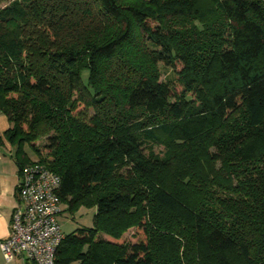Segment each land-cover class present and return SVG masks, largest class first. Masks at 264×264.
<instances>
[{
  "label": "trees",
  "instance_id": "1",
  "mask_svg": "<svg viewBox=\"0 0 264 264\" xmlns=\"http://www.w3.org/2000/svg\"><path fill=\"white\" fill-rule=\"evenodd\" d=\"M2 4L0 145L97 209L56 264H264V0Z\"/></svg>",
  "mask_w": 264,
  "mask_h": 264
},
{
  "label": "built area",
  "instance_id": "2",
  "mask_svg": "<svg viewBox=\"0 0 264 264\" xmlns=\"http://www.w3.org/2000/svg\"><path fill=\"white\" fill-rule=\"evenodd\" d=\"M61 186V177L44 163L33 161L21 168L12 233L0 240L7 262L22 257L30 264H56L65 238L58 222L63 212L58 195Z\"/></svg>",
  "mask_w": 264,
  "mask_h": 264
},
{
  "label": "crops",
  "instance_id": "3",
  "mask_svg": "<svg viewBox=\"0 0 264 264\" xmlns=\"http://www.w3.org/2000/svg\"><path fill=\"white\" fill-rule=\"evenodd\" d=\"M10 127L7 116L0 109V137ZM16 147L5 141L0 145V240L10 237L12 233V215L18 203L17 186L21 168L15 158ZM4 255L0 248V264ZM5 260V259H4ZM5 264H30L22 257Z\"/></svg>",
  "mask_w": 264,
  "mask_h": 264
},
{
  "label": "rangeland",
  "instance_id": "4",
  "mask_svg": "<svg viewBox=\"0 0 264 264\" xmlns=\"http://www.w3.org/2000/svg\"><path fill=\"white\" fill-rule=\"evenodd\" d=\"M5 4L0 5V8ZM160 69L162 73V81L174 82L176 79V72L173 68L165 66L163 63L160 64ZM92 114V110L90 111ZM43 145L46 143V139H42ZM25 150L32 161L37 160V156L29 145L25 146ZM160 148H158V151ZM97 213L95 207H88L85 205L77 206L76 209L70 210L69 204L63 203V212L58 217V222L61 225L62 231L65 235L72 234L74 231L80 228H91L95 226L94 219ZM138 231L131 229L125 233V239L127 241L135 242L137 240ZM104 238L108 239L107 235H103ZM7 262L3 259V263ZM13 262V261H12ZM10 263V262H8Z\"/></svg>",
  "mask_w": 264,
  "mask_h": 264
}]
</instances>
